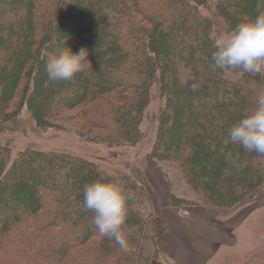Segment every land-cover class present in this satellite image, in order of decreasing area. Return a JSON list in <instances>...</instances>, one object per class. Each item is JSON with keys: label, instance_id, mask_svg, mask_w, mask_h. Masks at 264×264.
<instances>
[{"label": "trees", "instance_id": "1", "mask_svg": "<svg viewBox=\"0 0 264 264\" xmlns=\"http://www.w3.org/2000/svg\"><path fill=\"white\" fill-rule=\"evenodd\" d=\"M205 1L0 0V120L13 122L27 104L31 120L47 130L51 119L81 110L92 130L135 145L160 85L166 102L153 158H171L207 209L255 199L264 190V156L228 142V134L254 109L264 75L213 69L217 38L199 9ZM259 3L218 0L216 9L228 32L264 12ZM66 46L86 48L91 64L70 81L49 83L47 55ZM26 76L24 103H15ZM117 179L137 198L126 220L127 251L109 238L92 243L99 235L83 203L86 184ZM146 195L138 182L79 156L27 149L13 158L2 146L0 199L18 205L0 207V264H136Z\"/></svg>", "mask_w": 264, "mask_h": 264}, {"label": "rangeland", "instance_id": "2", "mask_svg": "<svg viewBox=\"0 0 264 264\" xmlns=\"http://www.w3.org/2000/svg\"><path fill=\"white\" fill-rule=\"evenodd\" d=\"M217 4L218 0H206L199 6L202 15L214 23L216 38L227 32L217 13ZM261 73L264 75V72ZM228 77L232 78L229 73ZM28 81L26 76L17 90L15 103L19 101L24 103L22 95L26 92ZM165 102L161 86H154L141 125L143 138L135 145L92 130L84 120L81 110L65 111L61 116L49 121L51 128L42 130L31 120L26 104L13 122L6 123L0 120V147H7L13 158L27 149L70 153L99 165L102 172L110 176L127 177L144 186L148 207L142 210L141 239L136 264L142 253L141 257L144 260L142 264H149L147 259L149 249L144 245L156 241L155 231L158 225L160 226L158 223L162 220L165 210L173 211L181 218L209 216L208 220L211 223L232 228L236 245L224 248L217 257L218 264H264V190L255 199L228 210L207 209L201 202V196L184 183L181 170L171 158L167 161H157L153 158L157 118ZM31 174L28 175L36 176ZM23 195L30 196L22 191ZM16 205H18L16 200L9 203L5 199H0V207ZM181 212L184 215L187 213L188 216H181ZM3 226L0 224V228ZM102 240L97 236L92 243H100ZM54 250L56 252L59 247ZM55 252L50 255H54Z\"/></svg>", "mask_w": 264, "mask_h": 264}, {"label": "clouds", "instance_id": "3", "mask_svg": "<svg viewBox=\"0 0 264 264\" xmlns=\"http://www.w3.org/2000/svg\"><path fill=\"white\" fill-rule=\"evenodd\" d=\"M264 5L260 0L258 7ZM212 67L219 70L240 69L259 74L264 72V12L239 23L215 40ZM89 52L81 48L73 53L69 47H58L47 55L45 72L49 83L70 81L75 74L90 65ZM228 142L241 146L248 152L264 156V91L257 94L254 109L232 125ZM233 165L236 161H232ZM83 203L87 211L94 213L93 223L101 238L113 239L122 251L129 248L126 220L129 206H137V198L120 179L96 180L83 189ZM148 202L141 205L142 210Z\"/></svg>", "mask_w": 264, "mask_h": 264}, {"label": "crops", "instance_id": "4", "mask_svg": "<svg viewBox=\"0 0 264 264\" xmlns=\"http://www.w3.org/2000/svg\"><path fill=\"white\" fill-rule=\"evenodd\" d=\"M208 219L209 216L201 215L181 218L165 210L155 231L156 241L144 243L149 249V264H218L217 257L224 248L236 245V238L232 228ZM142 254L138 264L144 261Z\"/></svg>", "mask_w": 264, "mask_h": 264}, {"label": "built area", "instance_id": "5", "mask_svg": "<svg viewBox=\"0 0 264 264\" xmlns=\"http://www.w3.org/2000/svg\"><path fill=\"white\" fill-rule=\"evenodd\" d=\"M180 215L181 216H188L187 213H185V215H184V213H182V212L180 213Z\"/></svg>", "mask_w": 264, "mask_h": 264}]
</instances>
